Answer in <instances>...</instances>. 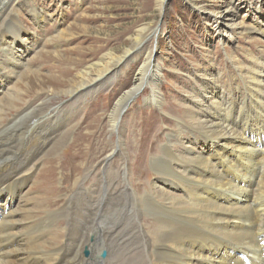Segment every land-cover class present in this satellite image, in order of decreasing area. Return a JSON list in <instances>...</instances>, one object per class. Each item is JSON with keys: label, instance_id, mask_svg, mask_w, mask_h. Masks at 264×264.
Returning <instances> with one entry per match:
<instances>
[{"label": "rangeland", "instance_id": "1", "mask_svg": "<svg viewBox=\"0 0 264 264\" xmlns=\"http://www.w3.org/2000/svg\"><path fill=\"white\" fill-rule=\"evenodd\" d=\"M6 5L0 12L2 123L21 124L34 111L45 120L53 116L49 122L36 116L33 126L40 125L25 141L15 135L1 143L8 157L12 154V169L24 168L21 188L11 189L7 195L17 191L15 201L20 190L28 187L26 193L34 201L24 202L20 209L10 206L14 217L9 222L27 230L50 223L46 230L55 237L48 246L51 251L65 246L71 235L81 241L86 236L94 243L90 231L83 236L75 232L82 220L92 218L90 214L96 215L98 209L103 230L118 227L120 232L127 221L138 222L140 232L136 235H149V223L161 225L164 220L157 211L141 212L135 197L155 196L160 203L188 200L173 184L174 179L163 177L152 163L164 158L165 148L177 159L181 153L189 155L188 148L193 145L208 141L190 121L194 108L206 103L202 88L216 87L215 98L221 106L225 109L232 102L239 110L244 104L251 105V76L262 74L264 80V0H171L167 5L165 0H9ZM12 17L29 33L26 42L15 46L23 55L20 63L5 57L6 42L1 39ZM132 49L134 55L127 64L122 62L93 87L73 93L81 84L82 71L92 72L95 68H89L99 63L106 67ZM151 56L150 70L153 66L157 69V79L152 88L145 85L133 96L114 133L109 116L123 94L134 87L139 70ZM153 89L160 105L150 101ZM10 103L12 108L7 107ZM207 104L210 108L211 103ZM259 118L256 113L248 120ZM54 119L60 122L59 129ZM245 120L240 116L234 126L244 125ZM212 161L221 172L213 157ZM173 165L179 173L189 171L185 160L174 159ZM106 187L108 195L102 201ZM7 199L4 196L0 202ZM123 200H129L127 205L121 204ZM127 210L133 211L132 216H127ZM50 213L59 216L52 219ZM127 227L130 229V224ZM17 230L8 228L7 233ZM123 235L127 237V232ZM123 238L113 240L124 248L127 241L122 243ZM151 238L147 239H155ZM101 251L98 248L96 256ZM96 262L99 264L97 258Z\"/></svg>", "mask_w": 264, "mask_h": 264}, {"label": "bare ground", "instance_id": "2", "mask_svg": "<svg viewBox=\"0 0 264 264\" xmlns=\"http://www.w3.org/2000/svg\"><path fill=\"white\" fill-rule=\"evenodd\" d=\"M8 1L0 0L1 13L6 8ZM42 17L43 15L41 19ZM6 27L1 35L2 41L6 42L3 44L7 48V51H4L5 57L9 58L10 61L14 59V61L17 60L16 63H20L23 55L17 53L15 46L18 43L26 42L29 33L22 29L15 17L10 19ZM132 51L133 49L128 50L123 57L117 60L113 59L111 63H107L106 67H102L99 63L89 68H95L92 72L82 71L81 84L73 93L87 90L98 83V80H103L107 74L114 72L122 62H125L132 55ZM151 63L152 56L148 58L146 64L144 63L145 66L139 70L134 87L123 94L114 106L109 116V127L114 133L118 132L120 127L123 110L128 107V102L133 99L137 91H142L145 85L153 87L151 83L154 84L157 69L153 66L151 71ZM262 78V74L251 76V94H249V104L251 105L246 106L244 104L239 110H236L232 102L224 109L220 101L218 102L215 98L216 87L202 88L201 96L205 98L206 103H211V106L209 108L205 106L206 103H200L198 109L194 108V112L191 113L190 121L191 127L193 126L194 129L199 130L208 141L205 140L204 144H198L197 146L193 145L188 148L189 155L181 153L177 159L169 148H165L164 158L153 160L152 163L163 177L174 179V181L172 180L173 184L185 192L188 200H168L167 202L164 201V204L157 201L155 196L148 198L135 197L141 212L157 211L161 219L164 220L161 225L154 222L149 223L148 227L151 229L149 235L144 232H142V238L136 235L140 232V223L138 222L129 223L127 221L120 232L118 227L107 231L103 230L99 222L101 213L98 209L96 215L90 214L92 218L85 217L84 221L82 220V225H79L77 232H75V235L78 233L81 236L90 231L95 237L94 243H89L86 236L84 241H81L76 237H71L73 235H69L70 237L67 238L65 246L54 247L55 249L51 251L50 248L48 250V246L51 241L55 240V237H53V233L46 230L50 223L38 224V226L32 227V230H30L31 228L28 230L21 229L19 223L11 220V223L9 222V218L14 216L10 212L11 205L5 200V202H0V264H97L96 258L99 264H246L245 257L250 258V264H264L261 245L264 239V173L261 170L264 169V80ZM3 87L4 81L0 73V88ZM153 93L150 101L158 105L161 99L157 97L155 91ZM208 95L210 96L208 97ZM194 104L198 105V103ZM13 105V103H10L9 106L4 105V110L6 106L12 108ZM45 106L47 107L46 103ZM8 108L7 110H9ZM226 111L227 113L224 114ZM58 112L50 113L55 116ZM236 112L237 115H235ZM256 113L261 118L257 121L248 120ZM37 115L34 111L25 116V122L21 124L14 122L9 126L2 123L0 118V198L7 196V198L11 197V201L15 199L18 195L17 191L9 196L7 193L11 189L21 188L19 186L20 174L24 169L21 166L18 169H12L15 164L14 160L12 161L9 158L12 154L10 153L11 155L8 157V150L3 148L1 143L6 139L8 141L15 135L21 141H25L27 135L29 137L40 125L38 123L33 126ZM240 116L246 119L245 124L234 126V122ZM37 117L41 121L49 122L53 116L47 120L42 118L41 115ZM59 124L60 122L56 123L55 121L56 126ZM208 147H210L209 150ZM183 149H180V151H184ZM10 151L13 152V149H10ZM113 154L114 152L111 155ZM212 157L216 160L221 172L216 168ZM174 159L177 161L185 160L189 171L187 173L177 172L173 165ZM260 165L261 169L258 167ZM44 189L48 191L46 188ZM102 195V201L106 200L107 187L103 190ZM127 196L130 195L127 194ZM128 201L123 200L121 204L127 205ZM239 202L240 204H238ZM8 204L9 209L7 210ZM133 207L134 205L131 202V210L134 211ZM105 209L106 203L102 207V212H105ZM131 213L127 210V216ZM48 215L52 219H57V216H59L56 213ZM58 218L60 219V217ZM132 219H135V217ZM52 221L54 222V220ZM127 224H130V229ZM15 227L18 229L17 231L7 233L8 228ZM126 232L127 237L123 238V234ZM73 233L74 231H72ZM46 236L49 237L44 240L43 237ZM147 236L155 239L151 240V238L150 242ZM113 238H115L114 240L123 238L122 243L127 241V245L123 248L122 244H117ZM138 238H140V243L137 241ZM148 242L150 243L148 244ZM127 247L131 249L126 250ZM85 248L91 254L86 260L82 257ZM98 248L107 251V259L100 257L101 252L96 256Z\"/></svg>", "mask_w": 264, "mask_h": 264}, {"label": "water", "instance_id": "3", "mask_svg": "<svg viewBox=\"0 0 264 264\" xmlns=\"http://www.w3.org/2000/svg\"><path fill=\"white\" fill-rule=\"evenodd\" d=\"M171 2V0H165V4L167 5L168 3H170ZM137 95V94H136ZM135 95V96H136ZM133 100V99H132ZM132 100H131V102H132ZM131 102H129V103H131ZM126 109L127 108H125V110H123V112H122V114H124L125 113V111H126ZM86 255H88V252H86ZM103 257H105V254H103Z\"/></svg>", "mask_w": 264, "mask_h": 264}]
</instances>
